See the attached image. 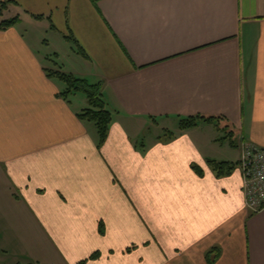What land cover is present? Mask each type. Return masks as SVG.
<instances>
[{"label": "crops", "instance_id": "crops-1", "mask_svg": "<svg viewBox=\"0 0 264 264\" xmlns=\"http://www.w3.org/2000/svg\"><path fill=\"white\" fill-rule=\"evenodd\" d=\"M0 1V264H264L239 168L264 148V0ZM53 70L99 87L100 148Z\"/></svg>", "mask_w": 264, "mask_h": 264}, {"label": "trees", "instance_id": "trees-1", "mask_svg": "<svg viewBox=\"0 0 264 264\" xmlns=\"http://www.w3.org/2000/svg\"><path fill=\"white\" fill-rule=\"evenodd\" d=\"M6 9L7 3L2 4V6L0 7V18L3 16ZM18 21L19 19L16 18L0 22V31L14 27L18 23ZM81 53L84 54L82 49ZM49 77L58 78L68 85L66 91L62 93V96H64L65 98H68L71 94H75L77 92H84L86 94L89 101V107L81 113L80 118L84 121L95 124L99 139L98 147L100 148L107 140L113 116L112 113L107 109V106L100 93L99 87L97 85H90L85 80L68 76L60 71L50 72ZM213 120V118L206 119L204 117H192L189 119H184L180 123V129L182 131H185L196 127L200 121ZM173 136L174 135L172 134L168 135V138H172ZM210 164L219 177L231 174L237 167V165L229 163L210 162ZM194 169L199 175H202V171L199 168ZM97 258L98 255L95 254L93 257H91V260H95Z\"/></svg>", "mask_w": 264, "mask_h": 264}, {"label": "built area", "instance_id": "built-area-1", "mask_svg": "<svg viewBox=\"0 0 264 264\" xmlns=\"http://www.w3.org/2000/svg\"><path fill=\"white\" fill-rule=\"evenodd\" d=\"M2 4L0 1V7ZM239 165L246 207L257 214L264 209V148L242 141Z\"/></svg>", "mask_w": 264, "mask_h": 264}, {"label": "rangeland", "instance_id": "rangeland-1", "mask_svg": "<svg viewBox=\"0 0 264 264\" xmlns=\"http://www.w3.org/2000/svg\"><path fill=\"white\" fill-rule=\"evenodd\" d=\"M66 50V49H65ZM48 51V50H47ZM45 55H46V53H44ZM51 54V57H49V59L51 58L52 60H53V62H56V64L55 65H58V64H60V65H58L59 67H58V69L60 70L61 69V67L62 68H69V65H71V61H70V56H68L69 55V53H68V49L66 50V51H62L61 52V55H60V58H59V61L57 60V58H55L54 56H53V51L50 53L49 52V55ZM47 56V55H46ZM46 62V65L49 67V68H53V64H51L49 61H45ZM63 66H65V67H63ZM53 71H55V70H53ZM62 83H63V86L65 87V88H68V85L65 83V82H63L62 81ZM69 99L72 101V103L75 105V106H77L78 105V103L80 102V101H87V96H86V94L84 93V92H77V93H75V94H71L70 96H69ZM155 126V125H154ZM154 126H152V127H148L145 131H144V134H143V137H142V140H141V142H144V143H148L149 142V140L150 139H152V138H154L158 133H159V136H162V138H165V137H168V132H163L162 131V129H159V131H158V129L156 128V127H154ZM175 128H177V127H174V129Z\"/></svg>", "mask_w": 264, "mask_h": 264}]
</instances>
